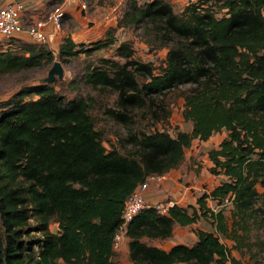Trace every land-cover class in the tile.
Returning <instances> with one entry per match:
<instances>
[{"label": "trees", "instance_id": "1", "mask_svg": "<svg viewBox=\"0 0 264 264\" xmlns=\"http://www.w3.org/2000/svg\"><path fill=\"white\" fill-rule=\"evenodd\" d=\"M221 6L224 12L217 15L199 0L179 12L168 0H129L105 36L87 45L67 33L58 47L61 59L92 53L115 43L120 26L164 21L179 38L159 70L136 59L131 41L122 40L114 53L119 58L100 55L86 80L118 89L124 108L108 110L120 119L128 117L130 107L143 106L146 95L190 83L182 91L183 115L193 121L190 131H142L133 138V149L119 151L104 143L82 94L68 97L55 83L39 82L0 100V264H117L113 235L126 197L149 175L176 167L193 139H208L222 129L227 134L208 151L209 169L222 174L221 180L189 206L175 202L167 212L144 206L127 224L129 255L138 264H242L232 253L236 248L245 264L262 260L264 0H223ZM15 40L4 47L0 42V73L54 58L46 42ZM198 46L208 51V61L195 52ZM147 68L141 81L138 74ZM32 93L37 96L28 98ZM209 197L218 208L208 204ZM202 216L211 218L214 229L197 228L194 243L166 248L143 239L170 236L176 223ZM253 226L258 231L251 235Z\"/></svg>", "mask_w": 264, "mask_h": 264}, {"label": "rangeland", "instance_id": "2", "mask_svg": "<svg viewBox=\"0 0 264 264\" xmlns=\"http://www.w3.org/2000/svg\"><path fill=\"white\" fill-rule=\"evenodd\" d=\"M59 0H49L46 10H50L54 3ZM129 0H67L64 3L66 11L63 17L61 27L55 37L47 41L46 44L54 52L53 60L44 62L32 68L23 69L15 72L0 73V100L9 97L24 85L52 82L56 87L66 91V95L71 97L76 93L84 95L88 99V111L92 115L95 126L102 132L104 143L111 149L115 147L119 151H128L134 148L133 138L142 131L153 129H167L176 134L178 130L192 129L193 121L185 118L183 109L185 98L183 89L190 87V83H181L173 85L161 93L146 95V102L143 106L130 107L129 115L125 119L115 117L109 108H124L120 103L121 97L118 89L114 85L93 86L86 80V73L93 64L98 63L100 55L114 56L116 46L122 40L131 41L134 47V57L142 61H150L159 70L165 63L167 52L170 46L179 34L169 30L164 24L155 25L153 22L149 25L120 26L115 31L116 42L99 49L92 53L81 52L68 58H60L58 55V45L61 43L63 35L70 33L76 41L89 43L97 38L105 36L111 26H115L118 17L123 13ZM144 1V0H140ZM175 11H181L192 0H168ZM204 5H208L217 15L224 12L221 4L223 0H199ZM221 3V4H220ZM158 20H161L160 18ZM163 25V26H162ZM63 32V33H62ZM61 33L63 35H61ZM15 36V35H14ZM16 37H4L0 42L6 46L9 41H16ZM11 37V38H10ZM22 38V37H21ZM188 42H185L186 44ZM6 44V45H5ZM195 52L204 60L208 61L209 53L204 47H196ZM123 59V58H122ZM55 60H60L63 66V75H55L54 80H47V76ZM90 65V67H89ZM148 68L143 69L139 75L142 81L148 75ZM61 80V81H60ZM70 88V90L68 89ZM37 94L32 93L28 98H34ZM214 132L208 139L195 138L190 146L186 147L185 157L174 168L165 172L161 179L152 180L155 183V189L158 199L166 202L174 200L182 205L189 206L191 203H197V197L205 190H210L222 178L220 174L214 173L209 169L213 163L208 155L209 149L218 146L223 133ZM221 132V131H220ZM227 130L225 131V133ZM222 134V135H221ZM167 185L163 186V180ZM167 178V177H166ZM150 183V185H151ZM149 185V187H150ZM162 186V187H160ZM149 189V188H148ZM159 189V190H157ZM260 189L263 187L260 185ZM210 206L218 208L216 199L208 198ZM227 212L230 214V203L227 206ZM35 222V218H31ZM255 226V225H254ZM253 226L251 235L257 233V228ZM52 229H57V222L51 223ZM199 227L214 229L211 218L202 216L198 221L189 224L176 223L172 235L167 237H148L143 239L163 247H170L175 242L194 243L197 240L196 229ZM222 240L233 244L231 238L221 234ZM232 253L241 258L242 264H245V257L241 252L233 248ZM117 264H138L135 263L129 255L128 242L121 250L115 254ZM172 264H192L186 261H176ZM210 264H237L231 261L224 263L211 262ZM257 264H264V256Z\"/></svg>", "mask_w": 264, "mask_h": 264}, {"label": "built area", "instance_id": "3", "mask_svg": "<svg viewBox=\"0 0 264 264\" xmlns=\"http://www.w3.org/2000/svg\"><path fill=\"white\" fill-rule=\"evenodd\" d=\"M24 6L23 0H9L0 5V40L4 37L20 35L41 43L49 41L50 35L46 26L49 23H53L56 27L61 26L66 12L63 2L54 3L47 15L35 18L29 23L25 20ZM164 176L165 173L149 175L145 180L139 182L124 200L121 212L122 219L113 235L115 251L121 250L128 242L127 224L144 206L152 204L160 212H167L169 206L175 203L172 199L164 202L160 200L149 201L147 198L146 191L151 181L161 179Z\"/></svg>", "mask_w": 264, "mask_h": 264}, {"label": "crops", "instance_id": "4", "mask_svg": "<svg viewBox=\"0 0 264 264\" xmlns=\"http://www.w3.org/2000/svg\"><path fill=\"white\" fill-rule=\"evenodd\" d=\"M7 1H9V0H0V4L5 3ZM23 1H24V5H25L24 6L25 7L24 8L25 20L27 23L31 22L35 18L43 17V16L47 15V13L50 11V10H46V8H47L46 5H47V2L49 0H23ZM66 1L67 0H59V2H63V5H64V3H66ZM60 27H56L53 23H49L46 26V29L50 35V40L52 39V37H55V35L58 33ZM62 33H61V35H63ZM23 37L27 38L26 36H23ZM58 47H59V45H58ZM225 131H226V129H222V130H219L217 133H223L226 135L227 132L225 133ZM223 137L224 136L222 135L221 139ZM221 139H220V141H221ZM220 175L222 176V174H220ZM166 177L162 181L163 186L168 184V183L165 184V181L168 179V176H166ZM155 185L156 184L154 182L151 183L149 189L146 191V195H147V198L149 201L159 200L157 197V195H160V194H157L158 191H156L155 189L152 190V188H157V187H155ZM160 187H162V186H160ZM157 190H159V189H157Z\"/></svg>", "mask_w": 264, "mask_h": 264}, {"label": "water", "instance_id": "5", "mask_svg": "<svg viewBox=\"0 0 264 264\" xmlns=\"http://www.w3.org/2000/svg\"><path fill=\"white\" fill-rule=\"evenodd\" d=\"M58 73L59 76L63 75V66L60 60H55L53 66L51 67L48 76L46 77L47 80H54L55 74Z\"/></svg>", "mask_w": 264, "mask_h": 264}]
</instances>
